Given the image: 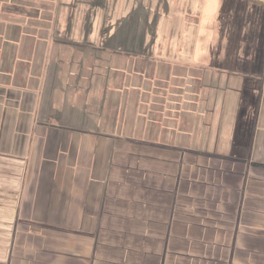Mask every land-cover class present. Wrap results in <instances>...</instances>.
<instances>
[{
  "label": "crops",
  "instance_id": "1",
  "mask_svg": "<svg viewBox=\"0 0 264 264\" xmlns=\"http://www.w3.org/2000/svg\"><path fill=\"white\" fill-rule=\"evenodd\" d=\"M110 3L0 0V264H264V78L245 144L224 122L242 103L239 75L207 80L209 51L195 46L217 5L192 32L164 16L140 48L118 43ZM102 70L114 79L94 100L80 75ZM132 80L140 139L96 105ZM60 98L95 112L58 123Z\"/></svg>",
  "mask_w": 264,
  "mask_h": 264
},
{
  "label": "rangeland",
  "instance_id": "2",
  "mask_svg": "<svg viewBox=\"0 0 264 264\" xmlns=\"http://www.w3.org/2000/svg\"><path fill=\"white\" fill-rule=\"evenodd\" d=\"M106 1L99 0L102 8H104L102 3ZM149 1L112 0L111 6L118 9V20L115 21L114 29L117 30L119 35V44L123 40H132L135 41L138 47L142 48L143 41L139 39L142 33L146 31L150 35H154L164 16L175 20L179 17L180 20H184V28H180V30L186 31L189 28L187 32H192L190 29H196L200 22L206 18L204 12L206 13L207 9L204 7L210 4L211 6L217 5L215 12L209 17V22L212 23L209 39L203 42L195 36V46H197L198 50L205 47L209 51L207 53L209 56L208 64L213 65L215 71L209 73L207 80H218L221 82L234 78L232 77L233 75H239L242 103L238 109L228 110L227 117H229V120L227 119L224 122L234 128L237 133H244L245 144H249L255 117L252 113L247 114L246 108L248 107V102H250L251 109H254L260 96L264 78V0H153L154 4L151 8L146 6ZM122 12L126 14L123 15L121 14ZM177 22L171 25L172 30L179 29L176 25ZM128 28L132 30L127 31ZM183 41L190 44L193 42L191 36H187V33L183 37ZM183 41H181L182 44H184ZM207 44H209V47H207ZM83 66L86 68L90 65L85 63ZM236 66L241 67L240 73L234 71ZM57 67H60V69L64 68L63 64H58ZM59 74L62 75L63 73ZM192 74L194 75V81H200L204 76V73L199 71ZM80 77L83 81L97 84L92 89L95 95L94 100L97 99V93L101 91L99 86L106 80L109 81L111 77L114 79L113 73L106 70L96 74L83 71ZM59 80L58 83L62 86V78H59ZM133 81L127 84H121L120 81L113 83V85L111 84L109 89L112 92L117 91V98L108 100L111 103L96 105H99L98 109L102 118L107 115L106 117L111 119V117L116 115L119 132L125 133L128 137L132 136L140 139L141 122L133 121L128 117L132 104H127V100L124 98L125 94L131 91ZM60 87L56 88L58 92L61 91ZM216 90L219 91L221 89L218 88ZM65 99L70 100L69 98ZM55 102L56 104L53 107H55L54 109L57 110V113L49 112L51 113L49 116L61 124L66 123L73 127H84L83 119L95 112L94 109L86 112L87 104H64V98H60L59 101L56 100ZM47 107L48 111L49 109L51 110L50 105L45 103V113L47 112ZM57 107H63L62 111L59 112ZM77 109H79L78 116H76ZM101 119H98L97 124H100ZM91 122L93 123V119ZM133 124L140 126H132ZM102 125L104 126L105 123L103 122Z\"/></svg>",
  "mask_w": 264,
  "mask_h": 264
}]
</instances>
